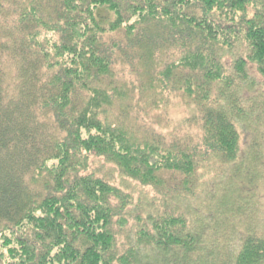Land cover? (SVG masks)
<instances>
[{"label":"trees","instance_id":"1","mask_svg":"<svg viewBox=\"0 0 264 264\" xmlns=\"http://www.w3.org/2000/svg\"><path fill=\"white\" fill-rule=\"evenodd\" d=\"M177 95L196 141L140 122ZM111 172L196 206L120 241ZM262 189L264 0H0V264H264Z\"/></svg>","mask_w":264,"mask_h":264},{"label":"rangeland","instance_id":"2","mask_svg":"<svg viewBox=\"0 0 264 264\" xmlns=\"http://www.w3.org/2000/svg\"><path fill=\"white\" fill-rule=\"evenodd\" d=\"M255 77L258 79L257 75L255 74ZM194 116L195 114L193 113V109L189 106H187L182 98H180L178 95L173 96L171 98V102L167 107H164L163 109L154 112V113H145V112H140L139 119L140 122L145 124L148 127H153L156 129V131L160 134H162L167 142H172V141H196L200 137V129L199 126L194 122ZM247 142H244L242 144L243 148L246 147L247 149ZM96 165V164H94ZM106 171L109 170V168L106 166L104 167ZM111 171V170H110ZM205 171V170H203ZM111 182L115 183L116 185L123 187L124 190L127 192L131 193L134 201L133 203L129 205V208L131 211L127 212L126 215L129 217V223L125 229H123L120 233V241L127 242L126 238L128 234H130L132 231V228L135 227L136 224V219L134 218V213L140 208V205L138 203L139 198H143V206L146 210H151L153 211L155 208H162L165 205V201L168 200L171 204L178 203L179 207L183 208L184 210H187V215H191V213L188 211L186 207L189 204V201L193 203V208L196 206L194 203L195 199L192 198L191 200L189 199H184L181 198L177 195L175 192L176 188V180L172 179L170 175H165L164 177L168 180V183L170 184V192L168 193L169 195H172V197H166L167 194H161L158 191H156L153 188L150 187H143L137 182L134 181H127V185L121 184L123 179L120 178L118 173L116 172H111ZM211 174V173H210ZM210 175L207 174L203 178V182H206L207 184L205 185L206 189L210 188V181L211 180H216L213 178V176H210L211 178H208ZM208 178V179H207ZM128 188H125V187ZM173 188V190H172ZM260 194V195H259ZM259 197L261 201L264 203V190L262 189L261 192L259 193ZM155 205H152V204ZM191 203V206H192ZM146 211L142 210V214L146 215ZM117 230L120 229V227L117 225Z\"/></svg>","mask_w":264,"mask_h":264}]
</instances>
